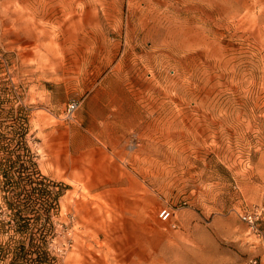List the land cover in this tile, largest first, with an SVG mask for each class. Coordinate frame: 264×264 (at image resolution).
Returning <instances> with one entry per match:
<instances>
[{
  "label": "rangeland",
  "instance_id": "rangeland-1",
  "mask_svg": "<svg viewBox=\"0 0 264 264\" xmlns=\"http://www.w3.org/2000/svg\"><path fill=\"white\" fill-rule=\"evenodd\" d=\"M42 239L45 264H264V0H0V264Z\"/></svg>",
  "mask_w": 264,
  "mask_h": 264
},
{
  "label": "built area",
  "instance_id": "built-area-1",
  "mask_svg": "<svg viewBox=\"0 0 264 264\" xmlns=\"http://www.w3.org/2000/svg\"><path fill=\"white\" fill-rule=\"evenodd\" d=\"M79 107V102L77 101H71L68 105H67V108H66V115L68 118H71L73 117L75 111L78 109ZM162 215L165 219L169 218L170 216H172L171 214V211L168 210L167 208H165L163 211H162ZM244 219L251 223L252 225L255 224V221L257 219V216H254L252 214H248V215H245L244 216ZM173 226H176L175 224H173Z\"/></svg>",
  "mask_w": 264,
  "mask_h": 264
},
{
  "label": "trees",
  "instance_id": "trees-1",
  "mask_svg": "<svg viewBox=\"0 0 264 264\" xmlns=\"http://www.w3.org/2000/svg\"><path fill=\"white\" fill-rule=\"evenodd\" d=\"M19 147L17 148V151H30L29 150V148L28 147H26V144H24L22 141L21 142H19ZM57 197H55L54 198V203H57ZM45 244H46V242H45V240L44 239H42L41 240V243L40 244H38V249L39 250H37V253H38V256H37V258L35 259V261L32 263V264H45V262L47 261L46 260V255H47V252L43 249L44 247H45ZM23 249L24 248H20L19 250L20 251H23ZM18 259V257H16V259L15 260H17ZM15 260L12 262V264H14L15 263Z\"/></svg>",
  "mask_w": 264,
  "mask_h": 264
}]
</instances>
